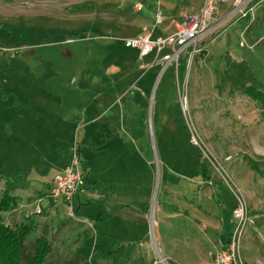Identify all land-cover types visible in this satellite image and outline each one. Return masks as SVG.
I'll return each instance as SVG.
<instances>
[{
	"label": "rangeland",
	"instance_id": "obj_1",
	"mask_svg": "<svg viewBox=\"0 0 264 264\" xmlns=\"http://www.w3.org/2000/svg\"><path fill=\"white\" fill-rule=\"evenodd\" d=\"M159 1L0 0V200L12 185L17 201L0 210V223L35 224L25 252L46 237V264H191L193 256L211 264L214 242L224 246L231 232L235 195L255 223L242 260L264 264V12L255 15L261 40L253 49L246 34L239 47L244 22L227 20L208 32L191 64L186 52L160 76L158 67L144 69L152 58L140 66L124 47L151 30ZM89 105L101 116L96 123L83 115ZM93 124L101 141L130 133L98 153L82 142ZM74 140L99 181L71 218L37 195L65 167Z\"/></svg>",
	"mask_w": 264,
	"mask_h": 264
},
{
	"label": "built area",
	"instance_id": "obj_2",
	"mask_svg": "<svg viewBox=\"0 0 264 264\" xmlns=\"http://www.w3.org/2000/svg\"><path fill=\"white\" fill-rule=\"evenodd\" d=\"M226 3L230 4L227 20H244L249 17L240 34L239 47L245 48L246 44L242 38L255 20V10L260 4L257 0H203L200 11L178 26L171 35L155 40H152L150 35L141 36L135 40L125 41L124 47L135 50L140 61L148 56H153L151 63L144 66V69L150 70L158 67L160 76L168 68L176 70L181 56L186 52H188V61L191 64L193 58L199 53L200 43L208 32L223 23V20L215 18V14L217 6ZM179 97L180 106L185 112V99H181L180 95ZM192 140L193 145L198 146L201 150L196 139L192 138ZM84 185L83 163L79 146L74 140L67 164L52 178L48 188V199L53 205L65 207L67 214L71 218H75L74 201L76 196L82 192ZM235 200L236 207L232 211L233 225L227 243L220 246L216 254L211 256V264H244L241 257L242 240L247 228H253L255 223L245 199L241 195H235ZM40 204L41 202H37L33 211V214L37 216L42 213ZM29 218L30 215L26 214L25 219Z\"/></svg>",
	"mask_w": 264,
	"mask_h": 264
},
{
	"label": "crops",
	"instance_id": "obj_3",
	"mask_svg": "<svg viewBox=\"0 0 264 264\" xmlns=\"http://www.w3.org/2000/svg\"><path fill=\"white\" fill-rule=\"evenodd\" d=\"M186 1L187 0H162L161 2L159 1L157 10L159 9L160 11H158L157 13L151 15V16L154 17V24L151 27V30L144 29L143 32H142V34L139 37L145 36V35H150V38L152 40H155V39H158V38H165V37L171 35L172 33H174L176 31V29L178 28V26L182 25L189 17L196 15L200 11V9L202 7V1L203 0H188L189 3L191 2L190 5H189V7H187L185 5V2ZM257 2H259L260 4L257 7V9L255 10V15L258 14V19H260V17H263L262 14L264 12V0H257ZM226 4H228V3H226ZM226 4H220L219 6H217V8H216V14H215V18L218 19V20H223V23L224 24L225 23H228V22H226L227 21V17L226 16H227V13H228L229 8H230V7L227 8L226 7ZM141 8H142V5L141 4H138L136 6V10L137 11H143V9H141ZM150 11H151V9L149 10V12ZM221 14L223 16H221ZM248 18L249 17H247L246 19H244L245 21L244 20H240V22H242V21L244 22L243 25H241L242 28L247 24V22L249 20ZM157 26L161 28V33L158 34V35H155L154 34V31L157 29ZM258 26L259 25H258L257 19H256V22L254 20L253 24L250 26V28L246 32V37L248 39L247 41L248 42H251V44H252V46H250L251 49H253V47L255 46V44H259L260 43V40H261V39H258L257 38V32H258L257 29H258ZM126 49H128V48H126ZM128 50H130V49H128ZM132 52L135 53V55H137V57H138V54H137V52L135 50H133ZM254 55H255V53H254ZM146 58H153V56H148ZM146 58H144V59H146ZM141 64H142V60L141 61L139 60V64L138 65L141 66ZM128 100H129L128 101L129 103H133L134 102V99L133 98L132 99L129 98ZM86 108L83 111V115L84 116L85 115H87V116H94V114L96 113V110H93L91 105H89ZM123 116L125 117L124 114H123ZM100 117H101L100 115H95L93 117L92 121H90V122L96 123L97 120ZM127 121H128V124H129V121L130 120L128 119ZM106 124L109 126V129L110 130L111 129L112 130L113 129L115 130V127H114L115 124H112V121L109 120V122L106 123ZM100 127H101L100 125H97L96 127H94V124L93 125H86L85 126V129H84L85 131H84V133L82 135L83 136L82 142H83V139H84L89 144H96V146H99V148L97 147V150H99L100 147L102 148L104 146V145H101V144L117 143L118 142L117 146L119 144L121 145L120 142H123L124 141V137L126 135H129V133H130L129 128L128 129H125L124 130L125 132L123 131L124 132V134H123L124 137L121 139V141L120 140L118 141L119 136H117V133H115L114 135L112 133H109L108 138L106 140H104V141H101L100 140V135L101 134H100V130H99ZM117 137H118V139H117ZM79 149H80V151L82 153L83 151L81 149V145H79ZM100 151L101 150H99L98 153ZM82 154L84 155V152ZM90 154H92V153L90 152ZM84 157H85V155H84ZM62 168H64V166ZM62 168L59 171H57V172H60L62 170ZM83 170H84V172H83L84 173L83 179L85 181V185H84L85 188H83L84 189V192L82 191L80 193V195H79V202H77L78 203L77 208H79L82 205L81 204V197H83L84 195H85V197L90 196L88 194V192H86V190L89 189L90 186H94V187L97 186L98 181H99V180H97L96 177H94V178L91 177L90 178V175H89L88 172H86V168L84 166H83ZM46 192H47V190H42V192H38V194L39 193H42V195H37L38 197H40V200H43L45 198L44 196H45ZM48 206H49V208L52 207V205L50 206L49 204H48ZM101 220L102 219L99 218L98 219V222H101ZM99 224L100 223H97L96 222V225H95L96 226L95 227V232L97 234H98L97 229L99 230L100 233H102V231L99 229ZM209 227H212V229H213V227H216V226H211L210 225ZM207 241H209V240L207 239ZM214 243H215V246H216V248H215L216 250H218L219 247L222 245V244H219L218 245V244H216V242H214ZM190 263L191 264H199L198 261H194V256L192 257ZM211 263H212V260H211Z\"/></svg>",
	"mask_w": 264,
	"mask_h": 264
},
{
	"label": "trees",
	"instance_id": "obj_4",
	"mask_svg": "<svg viewBox=\"0 0 264 264\" xmlns=\"http://www.w3.org/2000/svg\"><path fill=\"white\" fill-rule=\"evenodd\" d=\"M79 152L82 159V153L81 151ZM245 161L252 171L260 173L257 168V163L247 157L245 158ZM82 163H84L83 160ZM12 190V185H8L7 189L4 191L3 197L0 200L1 211H12L17 207L16 197L10 195ZM79 195L80 194L76 196L74 204L75 202H79ZM44 197L50 206H56L53 205L48 199V189ZM37 200L40 201V198ZM37 202L34 204V208ZM42 210L45 211L43 208ZM75 210L76 209L74 205V212ZM92 227L95 232V225H92ZM34 229L35 224L29 225L22 223L12 228L6 224L0 223V264H46L47 257H49L52 252V246L46 237H40L35 240L33 245V253L26 254L25 252V240Z\"/></svg>",
	"mask_w": 264,
	"mask_h": 264
}]
</instances>
